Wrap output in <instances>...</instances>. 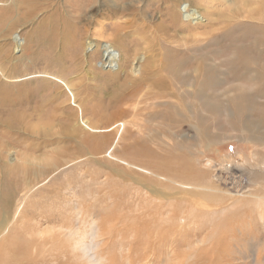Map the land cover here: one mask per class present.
I'll return each instance as SVG.
<instances>
[{
    "label": "rangeland",
    "instance_id": "obj_1",
    "mask_svg": "<svg viewBox=\"0 0 264 264\" xmlns=\"http://www.w3.org/2000/svg\"><path fill=\"white\" fill-rule=\"evenodd\" d=\"M185 8L199 15L185 18ZM111 41L127 67L109 62ZM3 56L13 78L0 74V264H87L66 240L69 228L96 232L103 264H185L188 238H204L194 246L198 264H253L250 256L264 264V214L221 208L241 195L233 192L256 190L250 174L261 173L264 186V96L240 83L255 96L239 101L245 112L223 95L242 81L244 61L253 82L264 76V0H0ZM61 80L74 85L75 102ZM164 81L177 98L158 97ZM223 187L231 193L222 201L205 200ZM158 200L175 214L195 210L193 224L153 218L149 203ZM252 237L263 239L253 253ZM212 247L236 253L218 260Z\"/></svg>",
    "mask_w": 264,
    "mask_h": 264
},
{
    "label": "bare ground",
    "instance_id": "obj_2",
    "mask_svg": "<svg viewBox=\"0 0 264 264\" xmlns=\"http://www.w3.org/2000/svg\"><path fill=\"white\" fill-rule=\"evenodd\" d=\"M175 6V5H174ZM184 6H186V5H184ZM178 7H179V5H178ZM174 8V7H173ZM185 10H186V13H185V18H190L191 16H193V15H199V14H197L196 12L197 11H195L194 9H189V8H185ZM178 15H179V11H174V13H173V10H172V14H171V18L172 19H174V20H176L177 21V18H178ZM176 18V19H175ZM199 16H196V17H193L192 19H197L196 21L198 22L199 21ZM118 27H119V25H118ZM116 29V28H115ZM118 29H120V28H118ZM7 30V29H6ZM117 31V30H116ZM118 31H120V30H118ZM2 32V31H1ZM116 33V34H115ZM115 33H113L114 34V36L113 35H110L109 33V35L110 36H113V39H115V40H121V38L119 37V36H117V34H119V32L117 33V32H115ZM5 34V33H4ZM107 37V36H106ZM3 39H5L6 40V38H3ZM113 39H111V40H113ZM93 41V40H92ZM91 40L87 43V46H91V43H93ZM20 42H22V41H20ZM81 45V44H80ZM95 45H97V46H99L98 44H95ZM115 44L113 43V41H111V43H110V45L109 46H103L104 48L103 49H105L106 51H108V48L109 47H113ZM119 45V44H118ZM121 45V44H120ZM18 47V46H17ZM117 47V46H116ZM119 47V46H118ZM3 51V50H2ZM9 51V50H8ZM7 51V52H8ZM6 52V53H7ZM3 53V52H2ZM115 54H112L111 53V51H108L107 52V57H109V62L111 63L112 61H116V59H115V56H114ZM8 56V55H7ZM6 56V57H7ZM3 59H2V61H0V74L2 75V76H5V78H13V76H11V74L9 75H7L6 74V72L4 71V69H3V65H5V66H7L8 65V62H7V60H6V58H5V56H3L2 57ZM30 60V59H29ZM14 61V60H13ZM31 61V60H30ZM7 65H6V64ZM14 63V62H13ZM116 63H117V61H116ZM130 63V59L127 57V55H126V53L124 52V50H121V57H120V61H118V66H119V69H122V68H124V67H127L128 66V64ZM11 64V63H10ZM16 64V63H15ZM76 64V63H75ZM26 65V64H25ZM4 66V67H5ZM11 66H12V64H11ZM8 67V66H7ZM13 67V66H12ZM26 68V67H25ZM93 68V67H92ZM174 68V67H173ZM16 69V68H15ZM77 68L75 67V70H76ZM112 69V68H111ZM175 69V68H174ZM239 69L240 68H237V71H239ZM9 70V69H8ZM7 69H6V71H8ZM13 70V69H12ZM255 70H256V68H255ZM25 71V70H24ZM84 71V70H83ZM91 71V70H90ZM131 71V70H130ZM177 71V70H176ZM10 72V71H9ZM11 72H15V71H11ZM77 72V71H76ZM79 72V71H78ZM171 72H172V70H171ZM241 72H242V81H240V82H235V84H232V85H230V86H232V87H234V88H229L230 90H226L224 93H223V95H225V97L226 98H230L231 100H232V102H236V101H238L236 104H233V106H235L233 109L234 110H237V111H245V112H247V110H248V107H247V104H245V105H241V106H239V101H241V102H243V103H248V102H250V101H254V100H252V98H255V96H250V95H248V91L247 92H245V91H243L242 90V87L239 85L240 83H242V82H245L246 80L248 81V82H250V84H252V85H254L255 86V93L257 94V95H261L262 97L264 96V76L262 75L258 80H257V82H253V81H255L254 79H255V77H253V67L251 68V66H250V64H249V62H247V61H244L242 64H241ZM16 73H18L17 71H16ZM62 73H63V71H62ZM175 73V72H174ZM83 74V73H82ZM90 74V73H89ZM235 74H237V73H235ZM14 75V74H13ZM176 75V74H175ZM198 75V74H197ZM181 76V75H180ZM240 76V75H239ZM68 77V76H67ZM76 77V76H75ZM74 77V78H75ZM94 77V76H93ZM16 78V77H15ZM82 78V77H81ZM1 79H3V78H1ZM29 79V78H28ZM65 79H67V78H65ZM70 79V78H69ZM86 79V78H85ZM180 79V78H179ZM248 79H251V81L250 80H248ZM24 80V79H23ZM26 80V79H25ZM33 80V79H32ZM39 80V79H38ZM62 80H63V78H62ZM61 80V82H63L64 83V81H62ZM71 80V79H70ZM89 80V79H88ZM210 80H211V78H210ZM20 81V80H19ZM30 81V80H29ZM40 81V80H39ZM86 81V80H85ZM203 81V80H202ZM237 81V80H236ZM6 82V81H5ZM22 82V81H21ZM21 82H18V83H20L21 84ZM77 82V81H76ZM3 83H4V81H3ZM14 83V82H13ZM12 83V85H14ZM23 83V82H22ZM68 83V82H67ZM73 83V82H72ZM79 83H81L80 81H79ZM174 83V82H173ZM171 81L170 82H162V84H159L160 86H159V88H160V92L159 93H157V95H158V97H160V98H167V97H172V96H174L175 98H177L178 97V92H175L174 91V85L175 84H173ZM206 83V82H205ZM209 83V82H208ZM233 83V82H232ZM19 84V85H20ZM24 84V83H23ZM65 84V83H64ZM70 84V83H69ZM177 84V83H176ZM180 84V83H179ZM203 84V83H202ZM244 84V83H243ZM246 84V83H245ZM249 84V83H248ZM1 85H3V84H1ZM4 85H6V84H4ZM9 85H11V84H9ZM16 85V84H15ZM18 85V86H19ZM242 85V84H241ZM7 86V85H6ZM63 86V85H62ZM65 86H66V88L67 89H71L72 90V92H71V94H70V97L73 99V101H74V99H75V97L78 95V93H77V91L76 92H74V90H73V87H74V85L72 84V85H68V84H65ZM85 86H87V85H85ZM155 86V85H154ZM15 87V86H14ZM17 87V86H16ZM20 87V86H19ZM7 88V87H6ZM9 88V87H8ZM11 88V87H10ZM22 88V87H21ZM81 88V87H80ZM88 88V87H87ZM179 88V87H178ZM253 88V87H252ZM3 89V88H2ZM2 89L0 90V91H2ZM23 89H24V87H23ZM59 89H60V87H59ZM58 89V90H59ZM11 90V89H10ZM70 90V91H71ZM251 90V89H250ZM19 91V90H18ZM25 91V90H24ZM57 91V90H56ZM178 91H179V89H178ZM11 92V91H10ZM21 92V91H20ZM156 92V91H155ZM1 93L2 92H0V95H1ZM13 93V92H12ZM17 93V92H16ZM19 93V92H18ZM17 93V94H18ZM58 93V92H57ZM10 94V93H9ZM24 94V93H23ZM23 94H22V96H23ZM209 93H206V92H204L203 94L201 93L200 95H201V97H202V100H205V101H207V95H208ZM16 95V94H15ZM69 95V94H68ZM180 95V94H179ZM54 96V95H53ZM80 96V95H79ZM79 96H77V97H79ZM182 96V95H181ZM217 96V95H216ZM215 96V97H216ZM221 96H222V94H220V98H221ZM1 97H3V96H1ZM76 97V98H77ZM136 97V96H135ZM6 98V97H5ZM17 98V97H16ZM19 98V97H18ZM81 98V97H80ZM157 98V97H156ZM21 99V98H20ZM173 99V98H172ZM216 99V98H215ZM3 100V99H2ZM6 100V102H7V99H5ZM15 100V99H14ZM23 99H21V101H22ZM80 100V99H79ZM13 101V100H12ZM17 101H18V99H17ZM65 101H66V99H65ZM77 101V100H76ZM81 101V100H80ZM175 101V100H174ZM216 101V100H215ZM230 101V100H229ZM3 102V101H2ZM10 102V101H9ZM72 102V101H71ZM75 102V101H74ZM79 102V101H78ZM82 103H83V101H81ZM231 102V101H230ZM4 103V102H3ZM2 103V104H3ZM242 103V104H243ZM5 104V103H4ZM79 104V103H78ZM180 104H181V101L180 102H178V104L177 105H179L180 106ZM207 105H210L211 106V108H208V110L210 111V112H212V113H217L218 111H219V104H217L216 102H213L212 100H210V101H207V103H206ZM61 105V104H60ZM197 105V104H196ZM5 106V105H4ZM7 106V105H6ZM2 107V106H1ZM11 107V106H10ZM9 107V108H10ZM80 107V106H79ZM97 107V106H96ZM238 107V108H237ZM3 109V108H2ZM72 109V108H71ZM123 109V108H122ZM187 109V108H186ZM240 109V110H239ZM7 110V109H6ZM72 110H74V109H72ZM125 110V109H124ZM183 110V109H182ZM188 110V109H187ZM12 111V110H11ZM56 111V110H55ZM87 111V110H86ZM98 111H100V110H98ZM126 111V110H125ZM177 111V110H176ZM180 111V110H179ZM195 111H198V109H196ZM10 112V111H9ZM94 112H95V110H94ZM182 112V111H181ZM210 112H208L209 114H210ZM77 113H79L78 111H77ZM113 113V112H112ZM124 113V112H123ZM176 113V112H175ZM230 113V112H229ZM7 114V113H6ZM74 114H76V113H74ZM182 114V113H181ZM215 114H213V115H215ZM236 114H239V112L238 113H236ZM235 111H233L232 112V115H230V118L229 119H231L232 117L234 118L235 117ZM1 115V114H0ZM71 115V114H70ZM81 115V114H80ZM102 115V114H101ZM195 115V112H193L192 114H191V116H189V121H190V119H191V117L193 116V118H194V121H191L192 123H193V127L194 128H196L197 130H198V125H197V123L199 124V121L197 122L196 120V115ZM229 115V114H228ZM8 116V115H7ZM90 116V115H89ZM96 116H97V114H96ZM166 116V115H165ZM6 117V116H5ZM9 117H11V116H9ZM101 117V116H100ZM169 117H171V116H169ZM173 117V116H172ZM12 118V117H11ZM179 119H176V117H175V119H174V121H176V122H179V121H183L185 118H186V115H183V116H181V117H178ZM182 118V119H181ZM111 119V118H110ZM12 120V119H11ZM73 120H75V119H73ZM240 120V119H239ZM9 122V121H8ZM11 122V121H10ZM78 122V121H77ZM119 122V121H118ZM7 123V122H6ZM90 123V122H89ZM143 123V122H142ZM81 124V123H80ZM83 124V123H82ZM117 124V123H116ZM261 124V123H260ZM110 125V124H109ZM108 125V126H109ZM88 126H89V124H88ZM95 126V125H94ZM91 127V126H90ZM97 127V126H96ZM115 127V125L112 127V128H110L109 130H112L113 128ZM77 129V128H76ZM84 129V128H83ZM86 129H88V128H85V130ZM10 130V129H9ZM74 130V129H73ZM72 130V131H73ZM91 130H98V128L97 129H92L91 128ZM108 130V131H109ZM123 130V129H122ZM78 131V130H77ZM116 131V130H115ZM76 132V131H75ZM81 132V131H80ZM99 132V131H98ZM97 132V133H98ZM96 133V132H95ZM99 135H100V133H99ZM164 135V134H163ZM90 136V135H89ZM177 160V159H176ZM180 161V160H179ZM161 163V162H160ZM208 165H210L211 163H212V161L210 160V159H208V161L206 162ZM205 166V165H204ZM206 168V167H205ZM252 168V167H251ZM251 168H250V170H251ZM249 170V171H250ZM212 171V170H211ZM254 171V170H253ZM232 172V171H231ZM252 172V171H251ZM219 173V172H218ZM209 174V173H208ZM190 175H192L193 177H194V174H190ZM261 175V173H252V174H250V176H251V178H250V180H252V181H250L249 180V182L251 183L250 185H253V186H255V188H256V190H253V191H249V190H245V191H238V192H233V193H235V195H232V196H238V195H240V196H238V197H234V198H232L233 199V202H231L230 203V206H222L221 208H222V210L223 211H226V209H230L231 207L232 208H234L235 210H240V209H243V211H245V207H248V208H250L252 211H255V212H257V214L260 216V215H262V214H264L263 212H264V197L262 196V195H264V193L262 192V189L264 190V186L263 185H261V181H259V178L262 176H260ZM196 176V175H195ZM208 178V177H207ZM247 178V177H246ZM190 179H193L191 176H190ZM255 179H257V180H255ZM215 180V179H214ZM254 180V181H253ZM263 180V179H262ZM210 181V180H209ZM219 183V182H218ZM183 184H185V183H183ZM209 184V183H208ZM212 184H213V181H212ZM163 186H165V185H163ZM188 186V185H187ZM191 186V185H190ZM218 186V185H217ZM189 187V186H188ZM193 187V186H192ZM202 187V186H201ZM241 187V186H240ZM219 188V187H218ZM199 189V188H198ZM201 189V188H200ZM210 189H213V188H210ZM231 189V188H230ZM154 191H155V189H153ZM206 190V189H205ZM244 190V189H243ZM222 191H223V195H220V196H218V195H214V194H210V193H205L204 195L206 196L205 197V200H207V201H210V200H212V201H217V200H221L222 201V199L224 198V197H227L226 195L227 194H230L231 192H228L229 190L225 187H223V189H222ZM135 192V191H134ZM207 192V191H206ZM244 192H247V193H251V195H250V197H245L246 195L244 194ZM261 192V193H260ZM3 193V192H2ZM136 193V192H135ZM193 193H194V191H193ZM195 193H196V190H195ZM138 194V193H137ZM190 194V193H189ZM11 195V194H10ZM3 196V195H2ZM197 196H198V193H197ZM10 197V196H9ZM158 197V196H157ZM5 198V197H4ZM171 198V197H170ZM193 198V197H192ZM229 198V197H228ZM148 199V198H147ZM204 199V198H203ZM170 200V199H169ZM169 200H167V201H165V202H163V204H160L161 202L158 200V203H154V202H150L149 203V205H152V206H150L149 208H148V210H149V212H151V214L150 215H152V217L154 216V215H159V217H162L161 218V221H162V224L164 223H168L169 224V226H171V227H175V226H177L178 224H179V222H181V221H183L184 223H186V225H191V224H193V222H192V220H193V216H194V213L193 212H195V210L194 211H192V213H190L189 212V215H184L183 213L181 214V211L183 212L184 210H183V206H181V208L178 206V209H177V214H175V213H173L172 212V207H173V204L169 201ZM179 200V199H178ZM185 201V200H184ZM202 201V200H201ZM206 201V202H207ZM231 201V200H230ZM4 202V201H3ZM6 202V201H5ZM145 202V201H144ZM221 204H223V203H221ZM209 205V204H208ZM214 206V205H213ZM171 207V208H170ZM175 208V207H174ZM217 209V208H216ZM217 211V210H216ZM227 212V211H226ZM227 213H229V212H227ZM239 213V212H238ZM241 213V212H240ZM246 213V212H245ZM256 214V215H257ZM204 215V214H203ZM239 215V214H238ZM245 215V214H244ZM241 216V215H240ZM195 217V216H194ZM223 217V216H222ZM154 218V217H153ZM207 218V217H206ZM249 218V217H248ZM264 217H262L261 219H263ZM210 219V218H209ZM252 220V219H251ZM153 222V221H152ZM187 222L188 223H190V224H187ZM206 222V221H205ZM245 222V221H244ZM253 223V222H252ZM255 224V223H254ZM4 225H5V222L3 221V219H2V217L0 218V231H3L4 229H5V227H4ZM182 224H180L179 226H181ZM231 225V224H230ZM260 225V224H259ZM261 225H262V223H261ZM185 226V225H184ZM214 226V225H213ZM225 226V225H224ZM233 226V225H232ZM239 226V225H238ZM257 226V225H256ZM255 226V227H256ZM264 226V225H263ZM186 227V226H185ZM253 227V226H252ZM261 227V226H260ZM168 228V227H167ZM188 228V227H187ZM193 228H194V226H193ZM208 228V227H207ZM215 228V227H214ZM239 228V227H238ZM242 228H243V226H242ZM257 228V227H256ZM211 229V228H210ZM209 229V230H210ZM253 229V228H252ZM168 230V229H167ZM193 230V229H192ZM222 231V230H221ZM78 231H76L74 228H69L68 229V231L66 232L65 231V229H64V234H66V236H68V237H70L69 239H66V240H71V238L73 239V243H72V249L74 250V252H79V254H78V256H80L81 257V259H83L84 261H86V259L84 258V256H83V254L77 249V247H76V244H75V239H74V236H75V233H77ZM180 232V231H179ZM178 232V233H179ZM188 232V231H187ZM193 232V231H192ZM252 232V231H251ZM261 232V231H260ZM185 233V232H184ZM225 233H227V232H225ZM224 233V234H225ZM257 233V232H256ZM222 234V233H221ZM251 235V234H250ZM261 236H262V234H260ZM264 235V234H263ZM217 236V235H216ZM258 237V236H257ZM163 238V237H162ZM162 238L161 239H159V240H162ZM232 238V237H231ZM253 239H256V238H254V237H252ZM189 239V238H188ZM188 239H184L183 241H184V244H187L186 246H188V247H194V246H196L197 244H199L200 242H202V241H204V238H202V239H200V240H198V241H195V242H189L188 241ZM244 239V238H243ZM250 239V238H249ZM157 241V240H156ZM193 241V240H192ZM262 241H263V239H261V238H258V239H256L255 240V242L253 243V247H251L252 248V253L253 252H255V250H256V248H257V246H261V244H262ZM225 242V241H224ZM264 242V241H263ZM219 243H221V242H219ZM177 244V243H176ZM202 245V244H201ZM200 245V246H201ZM221 245V244H220ZM189 248V251H188V256H187V260L188 261H186L185 262V264H198V263H202L203 261L202 260H200V257H198V258H196L195 256L198 254V252H200L199 251V248H197V247H194V248ZM204 247V246H203ZM228 247V246H227ZM204 250H206L205 248L203 249V251ZM264 250V249H263ZM236 250H230V252H229V254H224V255H222L221 253H219V250H218V248L217 247H212V254H213V257H215V258H217L218 260L219 259H221L222 260V258L223 257H230L229 255L230 254H234V253H236L235 252ZM238 251V250H237ZM259 251V250H258ZM240 253V255L242 256V252H239ZM251 253V254H252ZM256 253H258L257 251H256ZM201 254V253H200ZM250 254V255H251ZM169 255V254H168ZM171 255V254H170ZM199 255V254H198ZM202 256H205V253L204 252H202V254H201ZM235 255V254H234ZM234 255L232 256V257H234ZM264 255V254H263ZM176 256V255H175ZM245 256V255H244ZM248 256H246V258H247ZM242 259V258H241ZM250 259H251V261L252 260H254L253 261V264H263L261 261H260V259H258L257 257H255L254 256V258H253V256H250ZM165 260H168V258H166ZM192 261V262H191ZM194 261V262H193ZM238 261V260H237ZM180 264V263H179ZM184 264V263H183Z\"/></svg>",
    "mask_w": 264,
    "mask_h": 264
},
{
    "label": "clouds",
    "instance_id": "obj_3",
    "mask_svg": "<svg viewBox=\"0 0 264 264\" xmlns=\"http://www.w3.org/2000/svg\"><path fill=\"white\" fill-rule=\"evenodd\" d=\"M77 249L83 254L87 264H103L98 253V238L94 230L78 231L74 236Z\"/></svg>",
    "mask_w": 264,
    "mask_h": 264
}]
</instances>
